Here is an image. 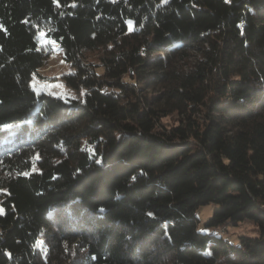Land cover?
Returning a JSON list of instances; mask_svg holds the SVG:
<instances>
[{
    "label": "trees",
    "instance_id": "1",
    "mask_svg": "<svg viewBox=\"0 0 264 264\" xmlns=\"http://www.w3.org/2000/svg\"><path fill=\"white\" fill-rule=\"evenodd\" d=\"M0 26V264H264V0H0ZM41 31L82 98L33 88Z\"/></svg>",
    "mask_w": 264,
    "mask_h": 264
},
{
    "label": "rangeland",
    "instance_id": "2",
    "mask_svg": "<svg viewBox=\"0 0 264 264\" xmlns=\"http://www.w3.org/2000/svg\"><path fill=\"white\" fill-rule=\"evenodd\" d=\"M39 44L40 48L44 51L46 58L44 63L38 67V71L34 74L32 78V86L38 93H47L53 94L56 96L63 97L64 99H72V98H82L85 94V90L83 88L75 91L70 88L65 81L64 75L71 73L73 71L72 64L67 62L63 57V51L61 47L54 41L47 39L44 36V32L39 33ZM102 52H94L89 53V57L86 58L88 62H93L94 64L100 63L98 59ZM193 53V52H191ZM193 59V56L190 57V60ZM128 80L129 77H126ZM161 88L158 86L154 89L149 90V94L157 95L161 93ZM163 122L167 125H174L177 123V113L174 112L167 117L162 119ZM36 135V134H35ZM34 135V136H35ZM8 144L9 140H5ZM6 171L0 166V175H5ZM4 188L0 187V212L4 211V207L2 205L3 200V192ZM219 205L210 202L208 204H203L197 209V216L199 218V227L201 230H210L211 232L216 231V228L208 227L205 222L209 219V217L213 214L215 208ZM223 236L225 238L230 239L234 243H239V235L240 234H248V235H258V228L254 221L252 220H244L238 224H227L226 226H222L220 228ZM38 246L45 253L47 250V245L45 242L40 239L38 242Z\"/></svg>",
    "mask_w": 264,
    "mask_h": 264
},
{
    "label": "snow or ice",
    "instance_id": "3",
    "mask_svg": "<svg viewBox=\"0 0 264 264\" xmlns=\"http://www.w3.org/2000/svg\"><path fill=\"white\" fill-rule=\"evenodd\" d=\"M130 23H131V22H130ZM0 27H2V26H0ZM97 163H99V161H97ZM133 179H135V177H133ZM148 215L151 216L152 213H148Z\"/></svg>",
    "mask_w": 264,
    "mask_h": 264
}]
</instances>
